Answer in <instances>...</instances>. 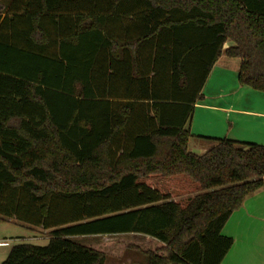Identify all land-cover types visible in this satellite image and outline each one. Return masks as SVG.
<instances>
[{
  "label": "trees",
  "instance_id": "obj_1",
  "mask_svg": "<svg viewBox=\"0 0 264 264\" xmlns=\"http://www.w3.org/2000/svg\"><path fill=\"white\" fill-rule=\"evenodd\" d=\"M222 55L264 93V0L1 1L0 221L49 232L0 264H222L264 189V146L188 151ZM122 235L156 246L75 241Z\"/></svg>",
  "mask_w": 264,
  "mask_h": 264
},
{
  "label": "crops",
  "instance_id": "obj_2",
  "mask_svg": "<svg viewBox=\"0 0 264 264\" xmlns=\"http://www.w3.org/2000/svg\"><path fill=\"white\" fill-rule=\"evenodd\" d=\"M239 66V59L222 55L211 69L202 89L203 99L195 105L187 127L192 136L188 141L189 152L202 155L214 145L208 139L264 146V93L238 84ZM7 222L19 225L14 220ZM48 232L44 230L46 238ZM222 234L233 240L222 264H264V189L243 201ZM92 237L100 236L75 238Z\"/></svg>",
  "mask_w": 264,
  "mask_h": 264
},
{
  "label": "rangeland",
  "instance_id": "obj_3",
  "mask_svg": "<svg viewBox=\"0 0 264 264\" xmlns=\"http://www.w3.org/2000/svg\"><path fill=\"white\" fill-rule=\"evenodd\" d=\"M8 1V0H0ZM229 44H227V47ZM192 143V142H191ZM210 147L206 145V148ZM192 149V148H190ZM198 152V151H197ZM42 228H30L22 225L8 223L7 221H0V263H2L10 249L18 244H30L33 246L43 247L48 243V239ZM76 242L82 245H92L104 251L110 250L113 253L111 256L115 257L119 252L118 242L133 243L142 249L154 248L156 242L153 239L138 235H122L111 237H92V238H77ZM112 262L114 263V258Z\"/></svg>",
  "mask_w": 264,
  "mask_h": 264
}]
</instances>
